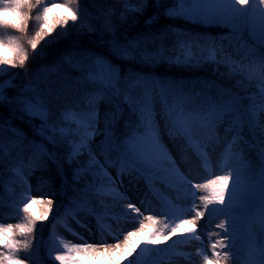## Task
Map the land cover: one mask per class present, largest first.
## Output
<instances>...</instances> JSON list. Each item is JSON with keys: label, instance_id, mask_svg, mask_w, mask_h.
Returning a JSON list of instances; mask_svg holds the SVG:
<instances>
[{"label": "snow or ice", "instance_id": "obj_1", "mask_svg": "<svg viewBox=\"0 0 264 264\" xmlns=\"http://www.w3.org/2000/svg\"><path fill=\"white\" fill-rule=\"evenodd\" d=\"M42 2L43 0H35V2L33 0H0V26L17 29L21 33L26 32L29 21L32 19L31 11ZM74 3L76 0H70L69 4L45 6L42 14L35 16V20L41 23L39 30L28 40L33 50L37 49L38 44L52 33L57 25H66L69 21L75 22L78 19L77 11L71 6ZM125 3L132 4L133 0H125ZM151 3L159 8L163 5V0H135V7H127L121 13V21L127 20L129 15H142ZM179 3L182 5L180 9L170 8L164 15L168 18L183 17L205 26L225 25L234 31L244 24H249L253 39L264 47V8L259 7L264 0H254V6L250 9L243 7L248 5V0H179ZM54 9L61 10L62 14H58L53 20L49 14ZM156 19L157 16L154 14L145 19L144 23L148 26ZM102 28L110 35L116 31L111 21H105ZM88 31L95 32L96 29L88 26ZM171 31L175 33L176 30ZM165 39L166 33H161L150 37H139L125 44H121L115 38L101 42L107 43L112 53L122 61H134L149 66L164 62L182 63L190 67L199 66L203 62L200 59H194L191 55L186 56L182 61L171 59L166 55L168 50L163 45ZM125 40H127L126 36ZM156 41L161 43L156 46ZM0 48L3 49L0 65L15 66L18 63L23 66L28 59L27 50L14 38L7 41L0 40ZM9 52L13 54L12 57L8 55ZM77 55L79 59L74 61ZM261 59L264 60V56ZM63 61L81 73L80 76L73 78L75 82L87 84L93 91L87 92L79 100L69 101L64 93V89L69 86L54 88L56 81L49 80L44 82L43 88L36 84L22 89L19 95L7 96L6 88H13L15 85L11 79L7 82L0 81V104L19 105L20 111L30 120L40 121L36 127V134L43 142H33L32 146L39 149L41 154L56 166L62 189L68 181L64 165L72 171L74 191L87 193L101 178L111 179L109 169L117 166L121 160L128 159L136 163L145 157L166 152L153 110L157 98L163 106L161 118L165 120V127L170 137L173 134L172 129L187 135L190 132V121L193 119L206 121L207 128L212 131L224 125L226 132L234 133L231 143L243 141L249 147L256 148L264 164V85H261L254 93H248V89L243 88L241 91L245 94H241V91L234 92L230 88L205 80L201 82V89L193 94L201 98L199 103L192 101L191 96H185L182 100L175 101L176 108L172 111L168 107L169 94L175 97L182 90V84L133 72L122 77L116 65L103 56L87 52L70 53L63 58ZM205 61L219 63L215 56L210 59L205 58ZM234 74L236 69H230L227 73L230 76ZM60 79L67 80L68 77H60ZM240 83L237 81V87ZM213 89H215L214 93ZM24 93H30V95ZM101 102L111 105V110L105 114L104 139L94 144L95 137L101 135L96 127ZM124 106H127L128 110L137 117L140 128L120 137L112 129L122 115ZM128 123L125 122L126 126ZM2 128L3 125L0 124V129ZM12 131L17 132L16 129ZM245 131L247 136L251 137V141L246 139ZM61 148L62 152L59 151ZM232 178V174L228 173L216 175L215 178L208 179L204 183L195 184L196 189L206 190L209 194L199 197L203 203V210L193 207L194 216L191 219H179V222L174 225L164 223L163 227H154L150 232L146 231L148 225L140 221L139 228L127 232L122 241L99 246L87 242L74 244L68 249V255H57L55 259L60 264H81L83 257L81 260H73L72 253L95 254L106 257L109 264H122V261L139 247L137 241L158 245L180 231L194 234L198 221L205 216L210 205H225ZM32 203L37 201L33 200ZM42 203L45 207L37 219L44 220L48 218L54 201L48 199ZM69 203L72 204L74 201L70 200ZM126 207L132 213L140 214L141 212V209L132 203L127 204ZM29 209L30 204H26L23 211L28 213ZM90 214L96 215L94 212ZM108 215L111 219H116L110 213ZM146 219L154 226L158 223L155 216L149 215ZM35 224L36 219L29 216L27 223L17 224L15 227L19 229V235L24 236L33 233ZM218 227L227 230L226 222L220 223ZM12 228L11 224L7 227L0 225V243L8 249L7 254L0 253V264H23V261L15 258L12 252L21 244L27 248L28 243L26 240H10L9 233ZM218 244L222 246L224 241L221 240ZM217 246V244L212 246L216 259L210 260L206 256V264H222V260L227 261L228 253L225 252L221 256V253L216 251ZM261 255L264 257V250Z\"/></svg>", "mask_w": 264, "mask_h": 264}, {"label": "trees", "instance_id": "obj_2", "mask_svg": "<svg viewBox=\"0 0 264 264\" xmlns=\"http://www.w3.org/2000/svg\"><path fill=\"white\" fill-rule=\"evenodd\" d=\"M69 2L70 0H43L41 5L31 11L32 19L24 33L17 29L0 26V40L7 41L14 38L28 53V59L23 66L18 63L15 66L0 65V81L7 82L11 79L15 85L13 88H7V96L19 95L22 89L36 84L43 88L45 81L55 80L54 88L63 85L69 86L64 89L69 101L79 100L93 89L87 84L75 82L73 78L80 76L81 73L75 71L72 65L65 63L63 58L70 53L80 54L82 52L103 56L118 67L122 77L133 72L182 84V90L175 97L169 94L168 107L172 111H175L176 108L175 101L182 100L185 96H191L192 101L199 103L201 98L193 94L201 89V82L205 80L230 88L234 92L241 91L249 85H254L259 89L264 82V60L261 59L264 56V47H261L253 39L249 24H244L234 31L225 25L205 26L188 21L183 17L168 18L164 15L170 8L180 9L182 5L179 0H163V5L159 8L151 3L142 15H129L125 21H121L120 15L125 8L135 7V0L132 4H126L125 0H76V3L71 6L77 11L78 19L75 22L69 21L66 25H57L54 31L38 44L37 49L33 50L28 44V40L39 30L41 23L35 20V16L42 14L45 6L69 4ZM253 6L254 0H248V5L243 7L250 9ZM259 7L264 8V3H260ZM58 14H62L61 10L54 9L49 16L54 20ZM154 14L157 16L156 21L146 26L145 19ZM105 21H111L112 25L116 27L114 34L110 35L102 28ZM88 26L95 28L96 31L89 32ZM171 30L176 31L174 33ZM161 33H166L163 45L168 50L166 55L171 59L182 61L186 56L191 55L194 59H200L203 62L199 66L190 67L182 63L164 62L149 66L134 61H122L112 53L107 43L101 42L115 38L121 44H125L127 41H133L139 37H150ZM125 36L127 40H125ZM238 41L242 45H239ZM160 43V41H156V46ZM217 48H221L225 54L223 56L216 55ZM2 54L3 49L0 48V55ZM8 55L13 56L10 52ZM212 56H215L219 61L218 64L205 61V58L210 59ZM78 59L79 55L74 57V61ZM57 65L59 67H56ZM230 69H236V74L227 75ZM221 73H225V75L222 76ZM60 77H68V79L62 80ZM237 81L241 82L239 87H237ZM214 92L215 89H213ZM248 93L254 92L248 89ZM24 94L30 95V93ZM241 94L245 93L241 91ZM153 110L156 114L155 120L159 126L160 138H162L164 130L158 122L157 113L160 111L162 113L163 106L159 103V98L154 103ZM100 116L99 112L98 121L101 119ZM126 121L129 122L127 126ZM39 123V120H30L27 115L21 112L19 105L0 104V124L3 125V128L0 129V146H2L0 148V204H5L15 210L18 224L27 223L29 216L36 219L33 233L21 236L19 229L17 233H9L10 240H26L28 243L27 248L22 244L19 245L12 255L22 260L23 264H60L55 257L68 255V249L74 244H79L72 238L64 239L62 226L69 223L71 217L76 219L84 217L88 220L95 218L96 221L104 223L106 220L104 215L111 207L107 193L112 194L115 191L113 181L116 182V175L113 171L119 168L120 172L128 173L132 162L128 159L121 160L117 166L109 169L111 179L101 178L87 193L74 191L71 179L72 171L67 165H64L68 181L63 189L55 191L54 206L57 210L47 219H37L41 214V204L34 197L35 189L31 184V178L36 170H43L49 162L39 149L32 146L33 142H43L41 137L36 134V127ZM114 124L115 133L120 137L129 131L140 128L137 117L128 110L127 106L123 107L122 115ZM190 125L193 129L203 132L201 134L203 138L212 135L213 131L207 128L206 121L193 119L190 121ZM12 129H16L17 132H13ZM175 132L176 130L172 129V133ZM59 151L62 152L63 149L61 148ZM112 155L115 158V153ZM263 193L264 176H260L250 189L229 190L225 205L218 204L216 207L218 209L215 210L221 212L226 207L240 203L246 194L262 198ZM33 200L37 203H32ZM70 200H73L74 203L70 204ZM26 204H30L28 213L23 211ZM260 208L264 211L263 199ZM92 212L96 215L90 214ZM165 214L167 221L169 219V225H172L171 215ZM167 221L162 220L154 227H163ZM187 236L184 231L176 233L174 236L176 245L170 250L165 241L158 245L137 241L139 247L124 259L122 264H151L165 253L178 251L181 247L180 244ZM0 253H8V249L2 243H0ZM81 257H83L81 264H109L107 258L103 256L72 253L73 260H81Z\"/></svg>", "mask_w": 264, "mask_h": 264}, {"label": "rangeland", "instance_id": "obj_3", "mask_svg": "<svg viewBox=\"0 0 264 264\" xmlns=\"http://www.w3.org/2000/svg\"><path fill=\"white\" fill-rule=\"evenodd\" d=\"M238 43L242 45L241 42ZM215 54L223 56L225 53L217 48ZM247 89L258 91L254 85L247 86ZM5 94L8 95L7 88ZM110 110L111 105L103 102L99 104L101 119L96 127L101 135L95 137L94 144L104 139L105 114ZM157 115L164 130L161 141L167 151L131 163L128 173L116 168L113 172L116 175L117 192L113 191L112 195L107 193V199L112 205L105 215L107 223L71 217L69 223L62 226L65 238H73L79 244H113L122 241L127 232L137 230L140 221L148 225L146 231L154 227L146 219L149 215L157 217L158 222H166L165 213L171 215L170 221L174 225L179 219H191L194 216L193 207L203 210L199 197L209 193L196 189L195 184L204 183L216 175L231 173L233 178L229 190L242 191L250 189L262 176L264 164L257 149L249 147L243 141L231 143L234 133L226 132L224 125L205 138L201 135L203 132L191 127L187 135L176 131L170 137L161 112ZM115 129L114 124L112 130ZM245 137L251 141L247 131ZM33 175L31 181L35 187L34 196L39 200L42 212L45 207L41 203L43 200L51 199L55 202V191L61 189V178L51 161L43 170H37ZM262 199L264 201V195L261 198L246 194L240 203L226 207L221 212L215 210L218 209V204L210 205L205 216L198 221L195 233H187L190 236L180 244L178 252L163 257L158 264H206V256L210 260L216 259L212 251L214 244L218 245L216 251L221 256L228 253L227 261L222 260V264H264V257L261 255L264 250V211L260 210ZM129 203L140 208V214L132 213L126 207ZM56 210L53 204L48 217ZM109 213L116 219H111ZM224 222L226 231L218 227ZM9 224L13 226L11 233H17L15 210L2 204L0 225L7 227ZM174 239L172 236L165 241L169 248L176 245ZM221 240L224 241L222 246L218 244Z\"/></svg>", "mask_w": 264, "mask_h": 264}]
</instances>
